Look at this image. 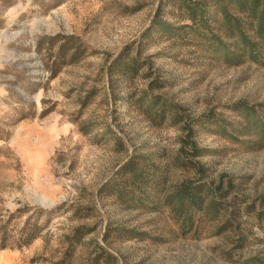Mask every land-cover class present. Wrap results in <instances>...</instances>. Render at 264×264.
Instances as JSON below:
<instances>
[{"label":"rangeland","instance_id":"obj_1","mask_svg":"<svg viewBox=\"0 0 264 264\" xmlns=\"http://www.w3.org/2000/svg\"><path fill=\"white\" fill-rule=\"evenodd\" d=\"M179 1L0 0V264H264V140L236 110L264 114V63L169 36Z\"/></svg>","mask_w":264,"mask_h":264},{"label":"trees","instance_id":"obj_2","mask_svg":"<svg viewBox=\"0 0 264 264\" xmlns=\"http://www.w3.org/2000/svg\"><path fill=\"white\" fill-rule=\"evenodd\" d=\"M177 8L183 24L165 28L169 36L194 41L202 51L212 52L229 64L237 65L247 60L264 63V0H180ZM139 105L153 121L156 118L163 120L169 108L161 95L150 96L146 103ZM236 110L244 116L242 129L253 127L259 133L258 137L264 140V114L258 115L255 107L245 103L238 105ZM124 167L122 173L126 172L129 184L118 179L115 183L117 192L133 198L135 190L147 180V168L133 162ZM200 191V186L184 185L166 202L172 212H185L186 219L192 221V212L205 208ZM67 255L66 252L63 257L45 264H68ZM30 264H35V258Z\"/></svg>","mask_w":264,"mask_h":264},{"label":"bare ground","instance_id":"obj_3","mask_svg":"<svg viewBox=\"0 0 264 264\" xmlns=\"http://www.w3.org/2000/svg\"><path fill=\"white\" fill-rule=\"evenodd\" d=\"M43 199V198H42Z\"/></svg>","mask_w":264,"mask_h":264}]
</instances>
